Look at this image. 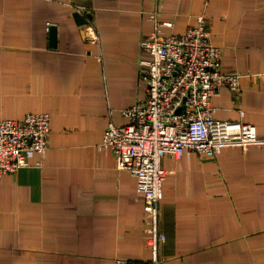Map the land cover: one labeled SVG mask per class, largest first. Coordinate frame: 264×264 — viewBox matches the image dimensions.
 <instances>
[{"label": "crops", "instance_id": "crops-1", "mask_svg": "<svg viewBox=\"0 0 264 264\" xmlns=\"http://www.w3.org/2000/svg\"><path fill=\"white\" fill-rule=\"evenodd\" d=\"M157 5L166 34L207 16L223 69L242 73L240 96L212 98L216 116L264 136V0H0V119L51 115L49 148L0 178V264L151 258L137 178L103 142L146 96L141 40ZM163 166L161 264H264V144Z\"/></svg>", "mask_w": 264, "mask_h": 264}, {"label": "built area", "instance_id": "built-area-1", "mask_svg": "<svg viewBox=\"0 0 264 264\" xmlns=\"http://www.w3.org/2000/svg\"><path fill=\"white\" fill-rule=\"evenodd\" d=\"M156 2L160 5V0ZM160 16L157 5L151 13L154 29L141 40L146 96L123 110L127 123L110 121L103 142L114 153L118 169L136 176L138 190L145 198L148 243L152 248L145 264L163 262L160 245L165 235L160 214L167 176L163 157H181L191 150L216 156L227 146L264 144V136L255 124L216 116L212 98L224 87L240 96L242 73L223 69V49L212 40L207 16L200 14L197 23L185 32L171 34L164 32ZM90 38L100 40L96 33ZM50 134L48 112H30L22 119L1 118L0 178L26 166L33 153L45 152ZM125 262L115 260V264Z\"/></svg>", "mask_w": 264, "mask_h": 264}, {"label": "water", "instance_id": "water-1", "mask_svg": "<svg viewBox=\"0 0 264 264\" xmlns=\"http://www.w3.org/2000/svg\"><path fill=\"white\" fill-rule=\"evenodd\" d=\"M55 27H52V35H53V37L55 36ZM125 264H128V262H125Z\"/></svg>", "mask_w": 264, "mask_h": 264}]
</instances>
